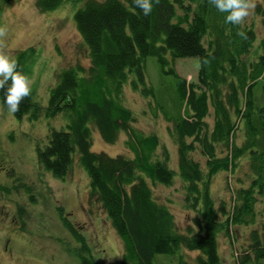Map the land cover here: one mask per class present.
Wrapping results in <instances>:
<instances>
[{"label":"trees","instance_id":"obj_1","mask_svg":"<svg viewBox=\"0 0 264 264\" xmlns=\"http://www.w3.org/2000/svg\"><path fill=\"white\" fill-rule=\"evenodd\" d=\"M13 1L2 0L0 13ZM66 1L36 0V5L48 12ZM80 1L84 5L75 20L90 66L62 69L47 105L31 95L14 113L19 120L28 115L32 122L41 114L62 120L49 127L48 142L37 145L40 167L60 179L69 176L74 163L83 167L90 203L102 207L122 239L120 264H222L219 236L232 240L231 232L239 226L252 227L239 263L264 264V222L259 223L264 206V35L246 20L242 26L227 23V13L208 0H153L147 16L134 0ZM256 12L264 27V0ZM241 31L245 36L238 35ZM37 55L31 46L15 60L26 74ZM150 57L173 77L170 88L158 92L148 81ZM189 57L200 59L198 80L177 70L176 60ZM130 79L165 117L178 150L177 171L159 135L135 126L136 114L125 96ZM0 98L7 108L2 93ZM95 130L109 144L124 134L129 153L93 150ZM244 164L238 185L230 186L231 202L223 199L217 205L211 189L215 175L236 173ZM177 174L184 207L195 212L186 229L154 190L174 186ZM64 220L77 243V257L95 264L85 234ZM188 250L197 252L194 259Z\"/></svg>","mask_w":264,"mask_h":264},{"label":"rangeland","instance_id":"obj_2","mask_svg":"<svg viewBox=\"0 0 264 264\" xmlns=\"http://www.w3.org/2000/svg\"><path fill=\"white\" fill-rule=\"evenodd\" d=\"M121 1L126 3V0ZM261 2L263 0H254L255 8L245 20L254 24L262 37L264 27L261 15L256 12ZM83 5L80 0H68L56 10L43 12L37 7L36 0H15L0 13V27L7 29L4 40L13 59L23 49L37 48L38 55L28 64L26 75L32 81L31 95L41 105L48 104L50 91L62 69L77 64L90 66L89 50L75 20L76 11ZM200 65L197 57L176 60L177 70L191 81L198 80ZM147 78L158 92L170 88L173 83V77L162 73L155 57L147 60ZM125 96L136 114L135 126L146 133L159 135L171 153L170 166L177 171V146L169 134L165 117L157 112V104L141 89H135L131 79ZM61 123V118L47 119L44 114L33 122L28 115L19 120L0 98V185L6 184L10 189H0V264H83L77 257V243L64 219L85 234L95 264L121 262L124 254L122 239L102 207L90 203L89 178L83 167L74 163L69 176L60 179L39 165L37 145L46 144L49 127ZM124 137L122 134L116 143L109 144L95 130L93 150L111 155L128 152ZM246 169L244 164L236 173L223 171L215 175L211 189L217 205L223 199L228 204L231 202L230 186L238 185L236 176ZM154 190L159 199L170 205L179 226L186 229L195 212L184 207L179 175L174 186L159 185ZM259 211V223H262L264 206ZM251 230L250 226L233 229L232 240L226 235L219 236L222 264H240V253L245 250L243 247L249 241ZM187 253L193 259L197 255L196 251L188 250ZM163 262L174 264L169 260Z\"/></svg>","mask_w":264,"mask_h":264},{"label":"clouds","instance_id":"obj_3","mask_svg":"<svg viewBox=\"0 0 264 264\" xmlns=\"http://www.w3.org/2000/svg\"><path fill=\"white\" fill-rule=\"evenodd\" d=\"M218 11L227 13L226 22L242 26L250 11L255 8L254 0H208ZM145 16L153 10V0H134ZM156 4L160 0H155ZM238 35L245 36L243 31ZM7 29L0 27V93L9 112L20 111L22 102L31 96V79L23 72L18 62L7 51L4 38Z\"/></svg>","mask_w":264,"mask_h":264},{"label":"flooded vegetation","instance_id":"obj_4","mask_svg":"<svg viewBox=\"0 0 264 264\" xmlns=\"http://www.w3.org/2000/svg\"><path fill=\"white\" fill-rule=\"evenodd\" d=\"M0 186H3L4 188H6V184H4V185H0Z\"/></svg>","mask_w":264,"mask_h":264}]
</instances>
